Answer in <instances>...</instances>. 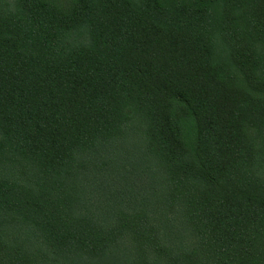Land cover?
Masks as SVG:
<instances>
[{"label": "trees", "instance_id": "16d2710c", "mask_svg": "<svg viewBox=\"0 0 264 264\" xmlns=\"http://www.w3.org/2000/svg\"><path fill=\"white\" fill-rule=\"evenodd\" d=\"M0 264H264V0H0Z\"/></svg>", "mask_w": 264, "mask_h": 264}]
</instances>
